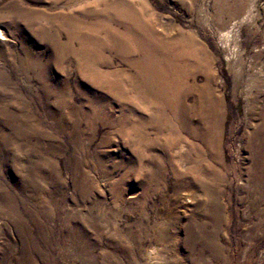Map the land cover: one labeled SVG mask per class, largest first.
Masks as SVG:
<instances>
[{"label": "rangeland", "instance_id": "1", "mask_svg": "<svg viewBox=\"0 0 264 264\" xmlns=\"http://www.w3.org/2000/svg\"><path fill=\"white\" fill-rule=\"evenodd\" d=\"M0 30V264H264V115L241 89L264 0H0ZM201 88L222 100L217 223L155 178L174 135L216 163Z\"/></svg>", "mask_w": 264, "mask_h": 264}, {"label": "bare ground", "instance_id": "2", "mask_svg": "<svg viewBox=\"0 0 264 264\" xmlns=\"http://www.w3.org/2000/svg\"><path fill=\"white\" fill-rule=\"evenodd\" d=\"M250 7L251 6L249 5L248 11ZM238 23L239 21L232 22L229 28H227L226 30L224 29L220 33V39L221 42L224 43V45H228L231 42V39L235 40L236 37L233 36L232 29L238 26ZM259 55V53L254 55V60H256ZM239 65L240 64L238 63V67L236 68L238 72L241 71ZM205 79L206 84L211 87L208 81H211V77L207 75ZM241 81H243L244 83L243 88L241 89L243 92V97L246 101V110L247 112H249L248 115L251 116V119L252 114L264 115V62H261L259 65L255 63L254 68L252 69L251 67L250 71L246 73L245 79ZM213 90L214 88L212 89L211 93L207 91L206 93H204L203 88H201V92H203L201 98L205 103V108L208 113L207 121L209 122V130L207 133L200 136V140L202 141V145L206 147V149L215 154L214 157L210 156V159L215 161L216 163H212V161L206 158L202 160V156L200 155L201 153L198 154L199 162L195 161L192 157V152L200 149V147L198 145L192 144L191 142L182 140L178 135H174L170 150H167V148H165L163 144H159L161 153L159 157L157 156L159 158H157V160L159 161L155 166L158 169V173H156L155 178L158 180H163L164 172L167 169L170 172L172 199H177V201L180 202H187L193 200L196 196L199 197L201 202L197 205V208L200 210V212L203 213V216L209 214L212 223H217L219 220H221L223 210V205L219 197L221 193L220 184L222 183V172L220 171V167L218 165V128L220 127L219 115L220 108H222V100L220 99L218 93L216 94L214 92L215 90ZM177 92H179V90H177ZM261 95L262 97L259 98V96ZM176 103L177 104L175 105V109L177 111H180L182 107H180V103H178V101H176ZM162 133L163 127H158V134L160 136H163L164 134ZM176 134H179L178 129L176 131ZM248 139L250 140V143L253 142L252 133ZM253 147L256 154L255 162L257 164L262 159H264L261 152L262 146L257 141H255ZM259 177L262 178L260 179V185L258 184V186L264 187V174L260 175ZM244 185L247 186L250 193H252V179L248 182H245ZM254 186H257L255 181ZM199 233V235H201L203 231H201L200 229Z\"/></svg>", "mask_w": 264, "mask_h": 264}]
</instances>
